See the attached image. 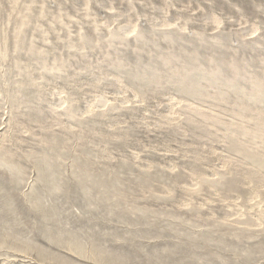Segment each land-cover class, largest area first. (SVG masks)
<instances>
[{"label": "rangeland", "instance_id": "obj_1", "mask_svg": "<svg viewBox=\"0 0 264 264\" xmlns=\"http://www.w3.org/2000/svg\"><path fill=\"white\" fill-rule=\"evenodd\" d=\"M0 264H264V0H0Z\"/></svg>", "mask_w": 264, "mask_h": 264}]
</instances>
